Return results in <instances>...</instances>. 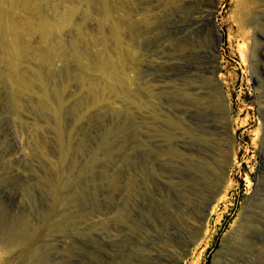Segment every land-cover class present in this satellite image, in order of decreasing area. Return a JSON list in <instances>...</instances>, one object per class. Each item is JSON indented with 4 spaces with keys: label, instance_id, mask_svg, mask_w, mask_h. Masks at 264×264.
Instances as JSON below:
<instances>
[{
    "label": "rangeland",
    "instance_id": "obj_1",
    "mask_svg": "<svg viewBox=\"0 0 264 264\" xmlns=\"http://www.w3.org/2000/svg\"><path fill=\"white\" fill-rule=\"evenodd\" d=\"M0 264H264V0H0Z\"/></svg>",
    "mask_w": 264,
    "mask_h": 264
},
{
    "label": "bare ground",
    "instance_id": "obj_2",
    "mask_svg": "<svg viewBox=\"0 0 264 264\" xmlns=\"http://www.w3.org/2000/svg\"><path fill=\"white\" fill-rule=\"evenodd\" d=\"M202 15H203V14H202ZM225 160H226V159H225ZM218 161H219V163H225L224 160H223L222 158H219ZM220 170L222 171V165H221V167H220Z\"/></svg>",
    "mask_w": 264,
    "mask_h": 264
}]
</instances>
